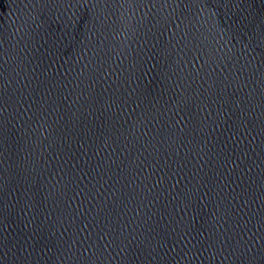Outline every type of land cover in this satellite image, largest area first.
Segmentation results:
<instances>
[{"label":"water","instance_id":"95a60500","mask_svg":"<svg viewBox=\"0 0 264 264\" xmlns=\"http://www.w3.org/2000/svg\"><path fill=\"white\" fill-rule=\"evenodd\" d=\"M0 264H264V0H0Z\"/></svg>","mask_w":264,"mask_h":264}]
</instances>
